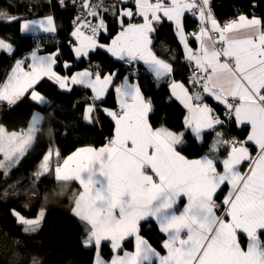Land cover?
I'll list each match as a JSON object with an SVG mask.
<instances>
[{
    "label": "snow or ice",
    "instance_id": "1",
    "mask_svg": "<svg viewBox=\"0 0 264 264\" xmlns=\"http://www.w3.org/2000/svg\"><path fill=\"white\" fill-rule=\"evenodd\" d=\"M126 0L106 4L105 0H80L81 16L77 17L70 41L74 55L86 58L97 48L106 49L129 67L143 62L146 71L157 81L171 76L173 67L152 51V35L166 18L175 25L179 39L191 64L189 84L172 80V95L187 110L185 131L203 142L205 132L215 136L207 152L199 159H188L179 146L185 143V132L167 127H154L149 122L152 111L139 83L133 82L135 71L115 85L117 73L103 74L84 70L72 76H61L54 70L58 53L48 56L31 54L30 70L17 61L13 73L0 86V102L14 105L27 93L40 104L47 103L34 88L42 78L54 79L61 89L83 85L94 93L93 103L85 119L95 122L96 102L114 87L119 98L118 110H106L114 121V134L102 147H86L55 167V179L68 185L78 182L73 193L72 211L87 227L84 246L97 249L95 264H264V18L240 14L221 25L215 18L210 0H134L135 10L124 7ZM63 6L64 0H60ZM198 13L197 32L185 33V12ZM106 14L116 17L120 31L110 44L100 43V36L109 31ZM141 22H133L135 18ZM18 17L0 9V20L9 22ZM127 21V22H125ZM36 28L55 32L54 18L25 20L22 30ZM192 37L198 47H189ZM0 50L11 53L13 46L0 39ZM65 67H70L66 62ZM31 89V91H29ZM213 98L224 108V117L205 103ZM44 119L33 114L26 131L9 133L0 126V170L7 173L23 155ZM226 120L249 125L245 140L226 139ZM257 148L251 154L248 144ZM222 151L226 155L222 156ZM59 156V153H56ZM49 151L43 158L40 178L50 171ZM249 163L246 173L241 165ZM230 186L218 202L217 193ZM7 194V193H5ZM186 198L183 210L176 206ZM25 233L40 227L45 212L27 219L13 210ZM155 218L160 231L167 234L163 242L166 255H161L139 234L142 220ZM246 236L244 246L241 236ZM135 237L134 252L123 250V241ZM109 242L117 253L109 262L100 257L102 242ZM30 264H41L32 256Z\"/></svg>",
    "mask_w": 264,
    "mask_h": 264
},
{
    "label": "trees",
    "instance_id": "2",
    "mask_svg": "<svg viewBox=\"0 0 264 264\" xmlns=\"http://www.w3.org/2000/svg\"><path fill=\"white\" fill-rule=\"evenodd\" d=\"M113 2L114 0L111 4ZM210 4L220 24L237 18L240 14L264 18V0H211ZM0 9L18 17L12 22L0 20V39L15 46V52L11 57L0 52V83L15 60L31 51L38 40L46 45V53L59 51L56 66L59 72L61 61L66 60L75 63H73L75 71L87 68L93 63V69L96 70L98 66L103 74L117 73L115 85L130 75L122 68L120 62L102 50L91 52L86 59L74 61L71 48L66 43L67 34L72 29L71 20L74 13L71 8L49 4L47 0H0ZM49 15L58 25L56 35L42 36L36 40L21 35L22 20ZM112 18L115 17L107 18L109 31L100 36V43L107 44L119 31V24ZM139 20L135 18L133 22ZM196 22L199 20L185 16V31L194 29ZM58 40L61 43H57ZM152 40L154 54L170 63L174 71L170 77L157 81L140 68L137 78L132 80L140 84L145 98L151 100L149 122L154 127L164 126L175 132L184 131L185 143L179 146L183 149L182 155L188 159L199 158L207 152L215 133H205L204 141L198 142L189 131H185V110L171 97L169 91V83L172 80L187 84L186 77L192 70L191 64L184 55L174 25L165 18L156 26ZM189 44L196 49L194 40ZM34 88L47 98L46 105L36 104L27 95L14 106L3 107L0 110V126L9 133L26 131L31 115L35 111L44 117L41 130L35 134L30 148L6 174L0 170V264H30L32 256L38 257L41 264H93L97 249L83 244L88 226L72 211L73 193L79 190L78 184L72 182L65 185L58 182L54 170L56 166H62L63 160L77 149L101 147L113 136L114 121L101 108L109 110L116 108L114 87L108 91L102 102L97 103V109L93 114L95 122L84 120V114L90 105L88 100L90 92L86 88L74 86L69 92H63L47 78L41 79ZM205 103L213 107L217 114L222 111L209 97H205ZM218 130L224 133L226 139L243 140L248 134L247 127L237 128L234 123L225 124ZM49 151L52 152L49 161L50 171L36 178L35 173L41 170L43 158ZM57 152L59 156L56 155ZM225 153L226 151H222V156ZM223 191L224 189L218 193V199ZM41 209L45 215L40 227L35 232L25 233L24 226L18 222L13 210L27 219H33L38 216ZM139 234L158 252L165 253L163 248L165 236L153 220L142 221L139 225ZM241 240L245 245V241ZM123 248L131 251L133 239L125 241ZM112 255L109 243H102L100 246L102 259L108 261Z\"/></svg>",
    "mask_w": 264,
    "mask_h": 264
},
{
    "label": "crops",
    "instance_id": "3",
    "mask_svg": "<svg viewBox=\"0 0 264 264\" xmlns=\"http://www.w3.org/2000/svg\"><path fill=\"white\" fill-rule=\"evenodd\" d=\"M211 1V0H210ZM111 2H112V0H111ZM111 2H110V5H111ZM113 3H117V0H114V2ZM131 7L135 10V7L133 6V5H131ZM186 14H187V12H185V14H184V17H183V23H184V18H185V16H186ZM110 17H112L111 16V14L109 15H107V18H110ZM138 18V17H137ZM199 18V16H197V18H196V20ZM113 20L114 19H116V17L115 18H112ZM139 19V18H138ZM166 19V18H165ZM167 20V19H166ZM199 20V19H198ZM107 22H108V19L106 20ZM117 23H118V20L116 19L115 20ZM168 21V20H167ZM126 22V21H125ZM139 22H141L140 20H139ZM168 22H170L171 24H173L174 25V23L172 22V21H168ZM136 23H138L137 21H136ZM119 24V23H118ZM174 27H175V25H174ZM184 29H185V25H184ZM121 29H120V25H119V31H120ZM176 30V29H175ZM118 31V32H119ZM73 31H69V33L67 34V38L66 39H68V41L66 42L67 43V45H69V47L71 48V52H72V55H73V59H74V61H79V60H81V59H86V58H81V59H77V57L74 55V51H73V48L71 47V45H70V41H73V38H72V36H71V33H72ZM117 32V33H118ZM57 34V28H56V33H55V35ZM53 35V34H52ZM117 34H115L114 36H112L110 39H109V42L107 43V44H110L111 43V40L116 36ZM176 35H177V38H178V40H179V43L181 44V46H182V49H183V51H184V55H185V57H186V49L184 48V46H183V43L181 42V40L179 39V36H178V34H177V32H176ZM54 36V35H53ZM8 42V41H7ZM9 43V42H8ZM189 47H191V45L189 44ZM194 47L195 48H197L198 47V43L195 41V39H194ZM192 48V47H191ZM105 52H107L106 51V49H103ZM0 52H4L5 54H8V52H5V51H3V50H0ZM34 51H32V52H30L29 53V56H27L26 58H23V59H20L19 61H22L23 63H22V65H21V67H23L24 68V70L25 71H28V70H30L29 68H28V70H26V68L28 67V65L29 64H31V54L33 53ZM36 52V54L38 55V56H48V55H50V54H53V53H58V57L60 56V53H59V51L58 50H54V51H51V52H48V53H39V52H37V51H35ZM115 61H118V62H120L121 60H119V59H117L116 57H114V56H112V54L111 53H109V52H107ZM68 63L69 65H70V67H65V63ZM74 62H69V61H66V60H63V61H61V71L59 72V71H57L56 70V66H57V64L54 66V70L57 72V74H59V75H61V76H72V75H74L75 73H78V72H83L84 70H91L90 69V67H92V66H88L87 68H83L82 70H78V71H75V69L73 68L74 67V64H73ZM140 64H141V66L143 67V70L145 71V72H147V73H149L148 71H146V66L143 64V62L141 61L140 62ZM16 65V64H15ZM15 68V66L10 70V71H8L7 73V79L5 80V82L8 80V78H9V76H11L12 75V73H13V69ZM93 68V67H92ZM151 76H153L151 73H149ZM45 78H47V77H45ZM153 78H154V76H153ZM42 79H44V78H42ZM47 79H49V78H47ZM49 80H51L53 83H55L56 85H57V88L59 89V90H61V91H63V92H69L74 86H80V87H84V88H86L90 93H91V95H92V97L94 96V93L92 92V90L90 89V88H87V87H85V86H83V85H72V84H69V86L67 87V88H65V89H61L60 87H59V85L55 82V80L54 79H49ZM40 81V80H39ZM170 83H171V81H170ZM170 83H169V85H170ZM120 84V83H119ZM3 85V84H2ZM1 85V86H2ZM186 85V84H185ZM35 86V85H34ZM187 86V85H186ZM187 87H189V86H187ZM190 88V87H189ZM29 91H31V89L29 90ZM169 91H170V95H171V97L174 99V100H176L177 102H178V104L179 105H181L183 108H184V106L180 103V101L179 100H177L173 95H172V92H171V89H170V86H169ZM107 94V93H106ZM106 94L103 96V98L106 96ZM26 95H28L27 93L25 94V96ZM42 95V94H41ZM24 96V97H25ZM29 96V98H30V95H28ZM43 96V95H42ZM45 97V96H44ZM23 98V97H22ZM21 98V99H22ZM209 98H211V97H209ZM31 99V98H30ZM45 99H46V101H47V103H48V100H47V98L45 97ZM32 100V99H31ZM103 100V99H102ZM211 100L215 103V104H217L218 105V107H220L221 109H224L223 108V106L222 105H220V104H218L213 98H211ZM33 101V100H32ZM19 102V101H18ZM17 102V103H18ZM33 102H35V101H33ZM100 101H97L96 102V104L97 103H99ZM115 104H116V108H119V98H118V95H117V93L115 92ZM36 104H38V105H40V106H44V105H46L47 103H45V104H40V103H38V102H35ZM15 105V104H14ZM14 105H8L6 102H0V110L5 106V107H7V108H10V107H12V106H14ZM97 107V106H96ZM100 108V107H99ZM102 110H103V112L104 113H106L107 114V111L106 110H108V109H103V108H101ZM184 110H185V114L187 115V110L184 108ZM36 112H38V111H35V112H33V114L34 113H36ZM33 114L31 115V118H30V120H29V124H28V127L30 126V124L32 123V117H33ZM42 115V114H41ZM185 115V116H186ZM84 120L85 121H87L88 122V120H86L85 119V114H84ZM43 121V120H42ZM42 121L40 122V124L38 125V126H41V124H42ZM234 124H235V126L237 127V128H243V127H247L248 128V134H249V132H250V126L249 125H237L236 124V122L234 121L233 122ZM27 127V128H28ZM184 128H185V126H184ZM208 131H210V130H208ZM190 132V131H189ZM207 132V131H206ZM205 132V133H206ZM191 133V132H190ZM247 134V135H248ZM193 136V135H192ZM194 137V136H193ZM247 137V136H246ZM195 138V137H194ZM196 139V138H195ZM246 139V138H245ZM245 139H243V140H245ZM198 141V140H197ZM198 142H201V141H198ZM32 143V142H31ZM102 147V146H101ZM248 147H249V150H250V152H251V154L253 155V157L254 156H256V153H257V148H256V146L253 144V143H251V142H249V144H248ZM86 148V147H85ZM99 148V147H98ZM78 150V149H77ZM77 150L76 151H74L73 153H75V152H77ZM72 153V154H73ZM71 154V155H72ZM224 155H226V153L224 154ZM200 158V157H199ZM199 158H196V159H199ZM248 166H249V163L246 161V162H244L242 165H241V171H242V173H246L247 171H248V169H246V168H248ZM247 170V171H246ZM77 184H78V182H76ZM229 187L230 186H223V189H224V191L222 192V195L220 196V198L218 199L219 201H222L223 200V198H224V196H226L227 195V193H228V191H229ZM222 189V190H223ZM219 193V192H218ZM218 193H217V195H218ZM181 201L182 202H180V203H178V204H180V208L178 209L179 211H182L183 210V206H184V204L186 203V198H184V197H181ZM178 206V205H177ZM146 220H148V219H146ZM149 220H153L156 224H157V226L159 227V225H158V223L156 222V220H155V218H149ZM142 221H144V220H142ZM141 221V222H142ZM140 222V223H141ZM84 223V222H83ZM160 229V228H159ZM161 232V231H160ZM162 234L165 236V239H167V234L166 233H163L162 232ZM85 239V238H84ZM129 239H133V248L131 249V251H127V250H125L124 248H123V250L122 251H120L118 254L119 255H123L124 254V252H134L135 251V247H136V241H135V237L134 236H131V237H127L124 241H123V246H124V242L125 241H127V240H129ZM241 239H243L244 241H245V247H246V245H247V238H246V236H241ZM106 242V241H105ZM102 243H104V242H102ZM107 243H109V242H107ZM109 245H110V243H109ZM88 247H93V246H88ZM110 248H111V245H110ZM111 251L113 252V255H112V257H111V259L110 260H108L109 262L113 259V257L115 256V255H117V253L116 252H114L113 250H112V248H111ZM167 254V250L165 249V253L164 254H161V255H166ZM101 257V256H100ZM102 258V257H101ZM97 259V253L95 254V258H94V262H93V264H95V260Z\"/></svg>",
    "mask_w": 264,
    "mask_h": 264
},
{
    "label": "rangeland",
    "instance_id": "4",
    "mask_svg": "<svg viewBox=\"0 0 264 264\" xmlns=\"http://www.w3.org/2000/svg\"><path fill=\"white\" fill-rule=\"evenodd\" d=\"M110 2H111V0H110ZM48 3V2H47ZM51 4H55V5H57V6H62L59 2H55V1H53ZM128 4H131V5H133L134 7H135V3H134V0H126V2H125V6L124 7H126V8H132L131 6H128ZM64 7V6H63ZM133 9V8H132ZM71 10H72V13H74V8H71ZM134 10V9H133ZM199 16V15H198ZM45 17H47V16H44V17H37V18H32V19H24V20H22L21 22H20V33H21V35H23V36H29V37H32L34 40H36V39H38L39 37H42V36H53V35H55V33H56V31L55 32H51V33H46V32H44L43 30H41V29H39V28H36V29H34V30H32V31H28V32H25V31H23L22 30V24H23V22L25 21V20H41V19H44ZM199 19V18H198ZM232 19H236V18H232ZM228 21V20H227ZM227 21H225L223 24H225ZM223 24H221V25H223ZM54 26H55V28H58V25H57V23H56V21H55V19H54ZM72 26V25H71ZM196 26H200V21L199 22H196ZM195 26V27H196ZM194 27V28H195ZM199 28V27H198ZM71 31H73V29H71ZM198 31V29H196V32ZM175 32H176V30H175ZM185 33H186V31H185ZM53 34V35H52ZM73 38V40H74V37H72ZM42 40V39H41ZM190 41H193V40H188V44L190 43ZM37 42H41L40 40H38ZM36 42V44H35V46H34V48L31 50V51H29V52H27V53H24V54H22L17 60H15V62H14V64L11 66V68H10V70L15 66V64H16V62L17 61H19L20 59H23V58H26L27 56H29V53L30 52H32V51H34V49L37 47V46H40V44L42 43H37ZM42 46H44V44H41ZM12 46H14V44H12ZM184 46V45H183ZM96 50H102V51H104L103 49H101V48H97ZM95 50V51H96ZM35 52V51H34ZM92 52H94V51H92ZM7 56H8V54H6ZM78 59V58H77ZM79 59H81V58H79ZM90 66H92L93 67V63H91V64H89ZM88 65V66H89ZM92 67H90V69L92 70V71H95ZM140 68L141 69H143V67L141 66V64H140V62L138 63V67H137V71L138 72H140ZM26 70H28V67L26 68ZM8 74V73H7ZM7 74L6 75H4V77H3V80H2V82L0 83V86L5 82V80L7 79ZM128 76V75H127ZM186 80H187V86H189L190 87V89H191V85L189 84V76H187L186 77ZM123 81V80H122ZM121 81V82H122ZM120 82V83H121ZM183 83V82H182ZM119 85V84H118ZM112 88V87H111ZM111 88H109V90L111 89ZM108 90V91H109ZM114 90V89H113ZM114 92H115V90H114ZM108 93V92H107ZM27 96V95H26ZM207 97V96H206ZM102 99H104V98H102ZM88 100H90V104H92L93 103V97H92V95H91V93H90V97H89V99ZM96 106H97V104H96ZM210 106V105H209ZM5 107V106H4ZM211 107V106H210ZM7 108V107H6ZM213 108V107H212ZM97 109V108H96ZM119 108H115V109H111V110H118ZM214 109V108H213ZM221 109V108H220ZM109 110V109H108ZM215 110V109H214ZM222 111H220L219 113H218V115L221 117V119H225V117H224V109H221ZM96 111V110H95ZM94 111V112H95ZM216 112V111H215ZM94 114V113H93ZM217 114V113H216ZM110 117V116H109ZM111 118V117H110ZM112 119V118H111ZM227 121H229V120H226L225 121V124H229V123H233L234 122V120H231L230 122H227ZM39 127V131L41 130V126H38ZM26 130H27V128H26ZM207 132H211V131H207ZM206 132V133H207ZM192 135V134H191ZM214 138V137H213ZM31 144L32 143H30L29 144V146L27 147V149L24 151V153L30 148V146H31ZM23 153V154H24ZM22 155H19V157H18V159H17V161L20 159V157H21ZM255 157V156H254ZM16 161V162H17ZM14 166V165H13ZM248 168H249V166H248ZM248 168H246V169H248ZM9 170V169H8ZM8 170H7V172H8ZM3 171V170H2ZM247 171V170H246ZM219 201V200H218ZM178 205V207L180 208V204H177ZM178 208V209H179ZM113 253V252H112Z\"/></svg>",
    "mask_w": 264,
    "mask_h": 264
},
{
    "label": "built area",
    "instance_id": "5",
    "mask_svg": "<svg viewBox=\"0 0 264 264\" xmlns=\"http://www.w3.org/2000/svg\"><path fill=\"white\" fill-rule=\"evenodd\" d=\"M53 1H55V2H59L60 3V0H47V2L50 4V3H52ZM105 3L106 4H109L110 5V0H105ZM61 4V3H60ZM63 6H65V7H69V8H74V14H73V17H72V20H71V27H72V29L74 30V27H75V21H76V19H77V17H79V16H81L83 13L81 12V6H80V0H64V4H63ZM107 15L108 14H106V16H105V19L107 20ZM186 16H188L189 18H191V19H196L197 18V16H198V13H195L194 14V11H192V12H187V14H186ZM232 20H235V19H230V20H228L227 22H229V21H232ZM107 22V21H106ZM226 22V23H227ZM198 27L199 26H196L194 29H192V30H188L186 33L187 34H191V33H194V32H196V29H198ZM188 40H194V38H192V37H189V39ZM57 43H61V41L60 40H58L57 41ZM41 44H43V43H41ZM40 44V46H37L35 49H34V51H37V52H39V53H46V45L44 44V46H42ZM15 52V46H13V50H12V52L11 53H8V57H11L12 56V54ZM120 64L122 65V68L124 69V70H127L128 72H129V74L130 73H132L133 71H135V75L133 76V78H137V76H138V74H139V72L137 71V67H138V64H136L134 67H129V65H127L124 61H121L120 62ZM192 71V70H191ZM191 71H190V73H189V77H190V75H191ZM231 120H229V121H227V122H230ZM219 202V201H218ZM176 208L178 209L179 207L178 206H176Z\"/></svg>",
    "mask_w": 264,
    "mask_h": 264
},
{
    "label": "bare ground",
    "instance_id": "6",
    "mask_svg": "<svg viewBox=\"0 0 264 264\" xmlns=\"http://www.w3.org/2000/svg\"><path fill=\"white\" fill-rule=\"evenodd\" d=\"M121 62V61H120Z\"/></svg>",
    "mask_w": 264,
    "mask_h": 264
}]
</instances>
